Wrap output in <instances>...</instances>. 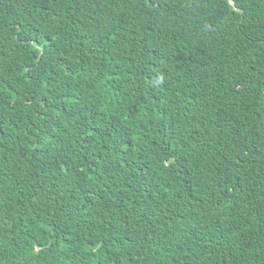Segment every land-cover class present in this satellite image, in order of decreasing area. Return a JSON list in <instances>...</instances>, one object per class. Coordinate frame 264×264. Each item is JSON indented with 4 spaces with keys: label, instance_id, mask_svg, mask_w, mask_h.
Returning a JSON list of instances; mask_svg holds the SVG:
<instances>
[{
    "label": "trees",
    "instance_id": "trees-1",
    "mask_svg": "<svg viewBox=\"0 0 264 264\" xmlns=\"http://www.w3.org/2000/svg\"><path fill=\"white\" fill-rule=\"evenodd\" d=\"M0 264H264V0H0Z\"/></svg>",
    "mask_w": 264,
    "mask_h": 264
}]
</instances>
